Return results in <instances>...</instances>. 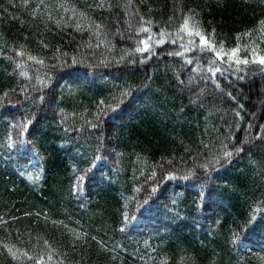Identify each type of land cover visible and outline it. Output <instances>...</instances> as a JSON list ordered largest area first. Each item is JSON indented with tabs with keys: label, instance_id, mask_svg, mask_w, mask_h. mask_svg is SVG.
<instances>
[{
	"label": "trees",
	"instance_id": "obj_1",
	"mask_svg": "<svg viewBox=\"0 0 264 264\" xmlns=\"http://www.w3.org/2000/svg\"><path fill=\"white\" fill-rule=\"evenodd\" d=\"M185 16L264 55V0H0V264H264V68L167 55Z\"/></svg>",
	"mask_w": 264,
	"mask_h": 264
},
{
	"label": "snow or ice",
	"instance_id": "obj_2",
	"mask_svg": "<svg viewBox=\"0 0 264 264\" xmlns=\"http://www.w3.org/2000/svg\"><path fill=\"white\" fill-rule=\"evenodd\" d=\"M145 23H150V21L145 22ZM261 23H264V21H262ZM97 28H99L100 26L97 25ZM141 31L147 32L149 31V29L147 28H141ZM184 34L188 37L187 40V45L185 44H181L180 47L181 49H183V51H178V52H169L167 53V55L170 56H182L187 52H191L194 50H198L200 53H211L214 57L215 61H219L221 64H227L229 70H238L239 67L241 65L243 66H247L250 63L252 64H259L262 68H264V55H261L259 52H257L256 48L252 49V59L249 60L246 56H241L240 54V49L239 47H233L230 50H226L225 46H224V42L223 41H219L218 43L216 41H214L213 39L210 38V36L208 34H206L199 26V24L197 23H193L190 24V17L185 16L183 23L179 26V28L177 29V35H181ZM161 35H164L163 33H161ZM212 36L215 35V30H213V33L211 34ZM150 40L151 37L148 38V40H141L139 41L140 44L143 45V47H137L135 49V51L137 52H151V47H150ZM198 41V43H197ZM162 40H158L157 44L162 43ZM172 43H175V40L172 41ZM18 55H24V53L20 52L18 53ZM27 59L29 61H36L37 64L44 66L45 65V61L43 59H37V57L32 56V55H28ZM121 60H123V57H121ZM214 60L209 59L208 61V68H207V72L211 75V77H215L217 73H221L223 71L222 68L220 67H216ZM133 63H135V61H132ZM145 61L143 59L140 60V63L143 64ZM72 63L75 65L77 63V61L75 60V58H73ZM186 63L188 64H192L193 60L189 59L186 61ZM196 63L199 64V59L196 60ZM232 65L236 66V69H232ZM199 67L194 68L193 72H197L199 71ZM21 75H26L25 73H21ZM207 79V77H205ZM241 79L243 77H240ZM180 83L182 84L183 81H180ZM27 87H24L22 89V92H27ZM122 96H129L131 95L130 91H125L121 94ZM230 95V94H229ZM41 101L45 100L44 96L40 97ZM51 103V102H49ZM101 103H103V101H101ZM237 115H239V113H237ZM33 124L32 120L29 119H25V121L20 124V125H14V127H19L21 129L20 131V136L23 137L24 133L29 129L30 125ZM93 127H96V125H92ZM264 127V126H262ZM9 139L11 140V137H9ZM25 141L23 139L20 140V144H24ZM15 144L9 143L8 147L12 148L15 147ZM243 148H237L236 152H242ZM234 155L233 152L231 151H224L223 152V158L225 160L230 159L232 156ZM100 157L97 156L96 160H99ZM214 163H221L220 159L217 158ZM93 167H95V161L93 162ZM200 167L207 169L208 165L207 164H202L200 165ZM192 173L189 172L187 175L181 176V177H177L175 174L173 173H168L164 176V180H172V179H188V176L191 175ZM152 176H155V172L152 173ZM84 177H77V183L73 185V188L78 190L80 187L79 181L83 180ZM153 193H155L157 191L156 187H153L151 190ZM204 193L203 191L201 192V196H203ZM145 204L148 203V201H144ZM127 219V217H126ZM255 217H253V221H255ZM250 225L252 227L255 226V224L253 222H250ZM261 228H264V224L260 225ZM248 230H251L250 228ZM121 231H124L123 228H121ZM241 242V238L237 235L234 234V237L232 239V243L233 244H237V242ZM45 245H47V241L44 242ZM9 252H11V249H9ZM23 256L27 259V261L30 262H34V264H47V262L51 261L52 257L51 255H49L47 257V261L45 259V256L43 255V253H39L37 255H29L27 252L23 253Z\"/></svg>",
	"mask_w": 264,
	"mask_h": 264
}]
</instances>
